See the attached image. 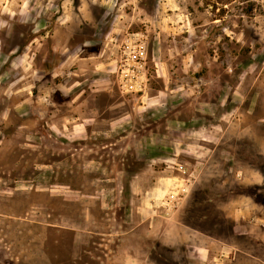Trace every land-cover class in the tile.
<instances>
[{"label":"rangeland","instance_id":"1","mask_svg":"<svg viewBox=\"0 0 264 264\" xmlns=\"http://www.w3.org/2000/svg\"><path fill=\"white\" fill-rule=\"evenodd\" d=\"M76 55L135 71L98 83ZM70 83L109 86L86 105L110 131L48 102ZM255 203L264 0H0V264H264Z\"/></svg>","mask_w":264,"mask_h":264},{"label":"crops","instance_id":"2","mask_svg":"<svg viewBox=\"0 0 264 264\" xmlns=\"http://www.w3.org/2000/svg\"><path fill=\"white\" fill-rule=\"evenodd\" d=\"M79 57V63L81 64L83 62V60L87 63V67H89L92 71H93V80L98 82L100 80H102V78L104 76H107V74H113L115 73V71H119L120 67L122 68L123 71V67L124 65L122 64V66L118 63L119 62V55L115 56L113 59H111L109 62H103V60H99L98 55H76ZM61 60L56 64L55 66V71H57V68L59 67H66L67 69H71L69 66H71L70 64H72V55H68V56H64L62 58V55L60 56ZM111 66V68L109 67ZM106 69V70H105ZM71 71V70H69ZM72 72V71H71ZM107 72V73H106ZM77 83V82H76ZM75 84H61L59 87H55V86H50V89H48V102L50 104H52V106H55L56 109H58V107L61 104V102L59 100H56V94L57 91H61L63 93H60L61 95L59 96L60 98L63 97L65 99L66 104L64 108H66V115L65 120L67 122H71V124L73 122L75 123H79L80 125H83L84 127L92 130V131H100V133H107L104 132V130L106 128H108V131H110V127H108V124L111 125V128L115 125L114 121L112 118H107L103 115H101L100 113H97V108L96 107H91V106H87L86 105V100L89 97V95H91V92L93 93H100L104 90H108L109 86L107 85H102V84H90L88 85V87L84 86V85H76ZM81 84V83H80ZM46 90H43L40 92H38V96L39 98H46L45 96H42V93H45ZM86 92V93H85ZM99 124L98 126L100 127L101 125H106L107 127L104 128H95L93 127L94 125ZM93 125V126H92ZM96 130H94V129ZM77 131V130H76ZM75 131V132H76ZM77 133V132H76ZM75 133V134H76ZM90 134V132H88ZM71 136L74 134V131H70L69 133ZM67 134V135H69ZM96 134V133H95ZM205 153L203 151H201V149L199 150V155L198 156H203ZM182 168H184V171H187L185 168V165L182 164ZM188 181H191V179L188 176H183L180 179V184L186 186L188 185ZM256 204V203H255ZM256 211L255 214H253V216H251L252 218L250 220H257V221H263L264 222V206L260 205V204H256ZM235 227L236 230H241L242 226L239 224V222L235 223ZM184 232L188 233V238L191 237V244L195 246V248H197V250L201 253L203 252V254H207L209 253L212 248L214 249L215 245H216V241L213 240H206L205 238L201 237L199 235V232L194 231L193 233H191L190 229L184 228L183 229ZM146 232L150 231L149 227H147L145 229ZM196 234H195V233ZM247 232V230H246ZM198 234V235H197ZM255 239L257 240L258 244H261L264 247V228H260L259 230H257L254 234ZM231 244V243H230ZM232 246L230 247H236V249L242 250L243 247H237L234 246L233 244H231ZM256 257L261 260L262 262H264V252H258L256 254Z\"/></svg>","mask_w":264,"mask_h":264},{"label":"built area","instance_id":"3","mask_svg":"<svg viewBox=\"0 0 264 264\" xmlns=\"http://www.w3.org/2000/svg\"><path fill=\"white\" fill-rule=\"evenodd\" d=\"M130 64H131V55H128L127 62L124 64L123 67V75L125 76L126 79L128 78V76L130 77L131 72L133 73L135 71V69L132 68ZM127 85H128V80H125V86Z\"/></svg>","mask_w":264,"mask_h":264}]
</instances>
